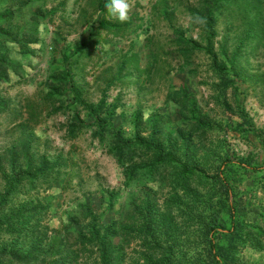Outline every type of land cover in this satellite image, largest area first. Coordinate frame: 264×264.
I'll list each match as a JSON object with an SVG mask.
<instances>
[{
	"label": "rangeland",
	"instance_id": "1",
	"mask_svg": "<svg viewBox=\"0 0 264 264\" xmlns=\"http://www.w3.org/2000/svg\"><path fill=\"white\" fill-rule=\"evenodd\" d=\"M202 1L130 0L129 19L121 22L99 0H57L46 4L57 9L38 25L40 41L28 43L30 51L5 42L2 50L16 67L0 80V156L24 139L32 162L56 163L34 187L21 181L11 200L17 208L42 206L39 225L53 228L66 244L86 223L72 208L87 203L101 223L122 232L108 238L117 264H155L161 256L173 264H201L207 237L235 264H264V0L219 3L211 14L214 63L203 49ZM103 20L116 27H98ZM90 23L95 43L73 54ZM177 34L193 42H179ZM191 43L198 47L185 63L179 47ZM62 67L71 72L80 104H71L69 89L62 104L49 87L48 75ZM101 100L106 121L99 130L83 103ZM110 130L135 141L123 163L109 152ZM153 147L170 151L172 159L151 173L138 168L127 181L124 168L150 162ZM225 160L231 162L224 170L226 195L212 180ZM181 163L192 173L180 172ZM214 222L222 227L208 232ZM10 240L0 234V244ZM85 248L58 264H89L91 248ZM0 264L14 263L5 258Z\"/></svg>",
	"mask_w": 264,
	"mask_h": 264
},
{
	"label": "trees",
	"instance_id": "2",
	"mask_svg": "<svg viewBox=\"0 0 264 264\" xmlns=\"http://www.w3.org/2000/svg\"><path fill=\"white\" fill-rule=\"evenodd\" d=\"M55 1L57 0H0V80H7L8 68L15 69L16 67L2 50L5 42L14 41L25 50L30 51L27 44L40 41V37L38 36V25L47 24V22L52 19V14L55 13L57 6L47 5ZM105 1L106 0H99L100 8H105ZM221 1L222 0H203L201 3V6L205 9L201 11V14L205 15L204 20L201 22V35H204L203 41L205 42L203 49L211 57L213 63L214 53L210 49V37L213 36L212 26L215 22V14L214 16L211 14L212 12L216 13ZM61 4L62 2L58 3V5ZM195 13L197 17H200L196 11ZM15 17L20 20V25L14 23L16 21ZM91 24L92 23L89 24L86 40H83L73 47V54L79 51L85 43H95L93 37L97 35V32L95 27ZM98 27H104L110 30L116 26L103 20ZM176 40L182 43H185V41L193 42L186 39L181 34L176 35ZM194 47H198V45L191 43L190 48L179 47L180 54L185 63H187L190 58L192 48ZM62 53L65 54L63 55L65 58L66 53ZM221 67V70H224L223 65ZM70 74L71 72L64 67L53 69L48 75V79H50L52 83L49 87L54 85L56 93L60 97L59 101L62 104L65 101L63 97L64 92L68 89L71 91V104H80L78 91L70 81ZM67 84L69 86L66 88ZM54 88H50V90L52 91ZM173 93L172 91L169 92L170 95ZM181 101H186L187 104L189 103L184 97H182ZM62 104L58 108L68 106V104ZM102 105H104L102 100L97 106L85 102L83 103L88 113L94 115L95 122L99 125V130L102 129L106 121V119L99 114ZM188 110L190 116L195 117L193 107L190 106ZM110 114L111 113H109V115ZM72 131L73 125L70 123L67 132L71 135ZM110 132L113 139L109 152L112 153L120 163H123L124 156L127 152L131 154L135 152V141L121 139L113 130H110ZM95 134H98L97 130ZM19 144V148L16 151H9L8 157L5 158L0 156V177H2L4 184L0 188V234L7 233L11 236L9 242H1L0 244V263L7 258L14 264H58L57 259L60 257L69 256L70 259L72 257L76 259L77 256L86 250L85 246L87 245L91 248L89 251L91 252V264H117L118 260L115 258L116 249L112 246L108 238L110 235H121L122 232L119 229L113 228L115 226L113 225L114 223H111V225L101 223V219L98 218L87 203L78 204L76 208H72L73 211L78 212L82 218H86V223L82 229L75 232L72 239L68 241V244L56 236V231L53 228L43 224L39 225L38 215L44 214L42 206L30 204L29 206L25 205L24 207L17 208L13 205L11 199L18 193V187L21 185V181L28 182L30 184L29 187L32 188L35 182L47 175V172L56 164H49L43 159H40L38 164H35L32 162L34 154L29 152L26 141L24 139L20 140ZM143 144L149 146V148L151 146L150 142H143ZM153 149L157 152L154 153L150 162L144 165L129 163L128 166L124 168L123 174L127 181L137 173L138 168L146 167V172L151 173L157 166L161 165L163 168L164 164L172 159L170 151L163 152L160 148L157 149L155 147H153ZM227 163L231 162L229 160L223 161V166L219 168V173L212 176V180L218 183L219 190L225 195L228 194L230 188L224 173ZM4 167H8L7 173L4 172ZM178 168L180 172L192 173V170L187 168L185 163L179 164ZM110 200V198H107L106 201L111 202ZM228 208L230 212L233 213L231 210L233 206ZM221 227V222H214L208 226V232L217 233ZM23 241L25 243H22ZM206 245L205 261L201 264H235L223 256L222 249L213 238L207 237ZM77 247L80 248L77 249ZM145 247L149 249V244H145ZM168 258V256H161L155 261V264H173ZM144 259L149 260L147 258Z\"/></svg>",
	"mask_w": 264,
	"mask_h": 264
},
{
	"label": "clouds",
	"instance_id": "3",
	"mask_svg": "<svg viewBox=\"0 0 264 264\" xmlns=\"http://www.w3.org/2000/svg\"><path fill=\"white\" fill-rule=\"evenodd\" d=\"M105 7L112 17L121 22L128 20L129 14L132 11L130 0H108Z\"/></svg>",
	"mask_w": 264,
	"mask_h": 264
}]
</instances>
